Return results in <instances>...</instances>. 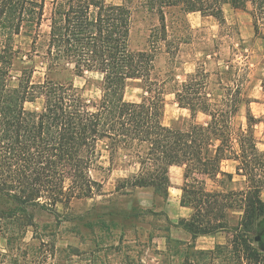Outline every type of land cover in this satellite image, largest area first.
Listing matches in <instances>:
<instances>
[{
  "label": "trees",
  "instance_id": "16d2710c",
  "mask_svg": "<svg viewBox=\"0 0 264 264\" xmlns=\"http://www.w3.org/2000/svg\"><path fill=\"white\" fill-rule=\"evenodd\" d=\"M47 3L0 0V197L5 199L0 221L8 244L12 236L3 230L5 219L22 237L32 227L34 239L36 210L60 217L59 204L68 207L77 196L92 197L102 185L91 171L95 165L104 168L100 163L106 152L108 171L120 157L129 166L137 165L119 179L123 184L112 194L130 195L138 189L152 194L151 207L139 198L129 206L132 218L141 216L132 212L137 207L165 215L155 212V199L169 197L170 167H184L181 204L193 214L176 225L193 240L219 231L227 237L210 251L189 252L188 244L182 254L185 262L195 254L202 257L231 246L237 259L264 264V252L253 244L264 233V152L257 145L254 129L261 120L251 109L255 100L247 93L246 69L235 58L245 55L243 40L232 56L222 61L206 57L175 84V100L189 116L169 125L163 122L165 93L156 70L158 54L175 59L183 42L171 28L175 21L168 23L174 13L186 17L200 12L223 25L225 6L230 5L248 10L255 35L264 38V0H51L48 15ZM46 20L48 32L42 28ZM213 60L210 69L207 64ZM38 63L44 74L36 80ZM77 76L85 80L83 86L76 85ZM133 80L141 81L140 101L124 97ZM90 84L99 89L98 97L85 96ZM39 99L41 108L26 107ZM243 108L246 126L235 130L233 119ZM200 113L207 117L204 122L197 120ZM224 160L237 162L235 174L244 178L245 188H226L219 180L234 179L222 169ZM207 180L220 183L211 188ZM98 218L87 225L110 230L117 224Z\"/></svg>",
  "mask_w": 264,
  "mask_h": 264
},
{
  "label": "rangeland",
  "instance_id": "374dc122",
  "mask_svg": "<svg viewBox=\"0 0 264 264\" xmlns=\"http://www.w3.org/2000/svg\"><path fill=\"white\" fill-rule=\"evenodd\" d=\"M110 2L119 3L121 0H109ZM51 0L47 3V15L51 8ZM225 24L221 25L213 16H205L200 12H191L186 17L176 12L169 18L168 23L174 22L173 28L183 38V42L175 54L172 55L158 54L156 59V70L160 73L159 83H163L165 93V107L163 122L171 124L174 120L181 117H188L189 111L179 107L172 93L173 87L177 82L186 79V75L195 71L205 58L213 59L220 57V60L232 56L234 50L239 45V40L245 44V55L238 53L236 61H241L245 67L248 81L246 82L247 93L255 101L251 104L253 114L259 118L255 125V135L257 145L264 152V38L256 36L253 26V19L248 10L235 9L230 5L225 6ZM49 21L43 24V31L48 32ZM171 25V23H170ZM172 26V25H171ZM137 25V29H138ZM170 28V31H172ZM264 32V30H263ZM138 38H135V43ZM19 44V38H18ZM171 56V58H169ZM212 57V58H211ZM40 62V59H36ZM39 64V63H38ZM214 60L207 64V67H214ZM44 67L38 65L35 79L43 78ZM89 77L100 78L99 74L89 73ZM77 86H83L85 80L81 77H75ZM143 89L140 80L130 81L125 90V99L128 101H140L142 99ZM100 95L99 89L94 84H90L85 90V96L96 98ZM42 106V100L35 103L28 102L26 107L29 109H39ZM206 116L200 113L197 117L199 122H204ZM233 126L237 130L240 126H246V116L244 108L233 119ZM118 163L112 171L106 168L109 166L107 153L101 157V166L95 165L92 169V177L101 183L100 189H95L92 197H75L68 207L62 204L57 206L58 215L52 214L46 210H36L35 220L37 223L36 237L28 241L29 236L34 235L33 228L30 227L22 237V232L16 225L12 224L9 219L2 221L3 230L6 236H12L10 240L8 253L3 256L9 264H18L19 256L34 260L38 264H141L139 258L142 255H149L154 252V243L149 241L147 231L153 227H164L171 223L166 220L164 214H148L141 207H137L132 212L141 215L138 218L130 217L128 208L131 204L136 205V199H143L141 204H148L147 197L152 194L143 189L136 190L130 195L112 194L117 185L123 184L120 178L127 176L137 170V165L129 166L123 159L117 160ZM237 162L225 161L222 165L224 171L234 174L233 182L227 177L220 176L219 180L223 181L226 188L242 189L245 188L244 178L235 174L234 165ZM184 181V180H183ZM209 187L218 186L219 181L207 180ZM183 184V183H182ZM127 190L128 187H126ZM130 188V187H129ZM264 199V190L262 192ZM159 202H162L159 197ZM5 201L0 197V202ZM160 205V203H159ZM1 206V203H0ZM158 212V206L154 207ZM236 219L241 215L237 211ZM145 215V216H144ZM99 216L103 217L108 223L111 220H117L112 229L101 228L99 225L91 228L88 222L98 220ZM61 219V220H60ZM138 227H144V234ZM33 238V237H32ZM257 248L264 252V247L253 241ZM186 246L177 241L172 242V252L168 257V264H248L245 261L237 259L228 248L223 247L215 249L214 253L199 256H190L189 260H183V252ZM181 250V253L176 251ZM192 252V249H189ZM171 256H174L172 258ZM3 259V258H2ZM258 264V263H257ZM261 264V263H260Z\"/></svg>",
  "mask_w": 264,
  "mask_h": 264
},
{
  "label": "crops",
  "instance_id": "0c3cea01",
  "mask_svg": "<svg viewBox=\"0 0 264 264\" xmlns=\"http://www.w3.org/2000/svg\"><path fill=\"white\" fill-rule=\"evenodd\" d=\"M225 161H234V160H224ZM235 162V161H234ZM222 163V165H223ZM236 170V165H234ZM232 172V171H230ZM169 176L172 182V186L169 190V197L166 201L159 202L156 198V206H158V212H165V215L169 217L171 223L164 227L157 226L152 229L145 230L147 231V237L149 241L154 243V252L149 255H142L139 258L141 264H168V257L172 250V242L177 241L183 246L188 247V244H191V249L197 251H210L215 248L217 244H224L227 241L226 232L219 231L214 234H205L199 235L194 240L192 239V234L187 231L182 226L176 225L180 219H189L193 214V209L189 206H183L181 204L182 196V183L184 180V167L179 165H172L169 169ZM148 204H145L146 207H151L153 205V197H147ZM145 199V198H143ZM140 199L141 201H144ZM160 203V205H159ZM144 227H138L141 231V235L144 233ZM30 231H27V234ZM143 232V233H142ZM145 234V233H144ZM146 235V234H145ZM152 235V238H151ZM27 236L25 235L24 239ZM33 235L29 236L28 241H30ZM9 244L7 238L3 235L1 231V221H0V264H9L3 256L8 253ZM174 258V256H171ZM3 258V259H2ZM184 260V259H183ZM18 264H38L34 260L28 258H22L19 256ZM82 264H88L86 261Z\"/></svg>",
  "mask_w": 264,
  "mask_h": 264
},
{
  "label": "water",
  "instance_id": "95a60500",
  "mask_svg": "<svg viewBox=\"0 0 264 264\" xmlns=\"http://www.w3.org/2000/svg\"><path fill=\"white\" fill-rule=\"evenodd\" d=\"M262 234H263L262 232L257 234L255 236V241L259 242L262 245V247H264V238L262 237Z\"/></svg>",
  "mask_w": 264,
  "mask_h": 264
},
{
  "label": "flooded vegetation",
  "instance_id": "af4514ba",
  "mask_svg": "<svg viewBox=\"0 0 264 264\" xmlns=\"http://www.w3.org/2000/svg\"><path fill=\"white\" fill-rule=\"evenodd\" d=\"M262 237L264 238V233L262 234Z\"/></svg>",
  "mask_w": 264,
  "mask_h": 264
}]
</instances>
